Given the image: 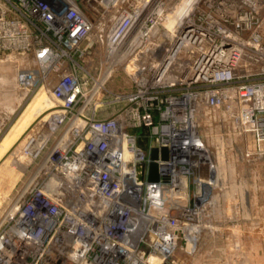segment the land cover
Returning <instances> with one entry per match:
<instances>
[{
  "label": "built area",
  "instance_id": "2783aa9c",
  "mask_svg": "<svg viewBox=\"0 0 264 264\" xmlns=\"http://www.w3.org/2000/svg\"><path fill=\"white\" fill-rule=\"evenodd\" d=\"M5 66L15 109L46 104L18 140L0 264H179L203 230H261L255 171L224 211L202 121L264 161V0H0Z\"/></svg>",
  "mask_w": 264,
  "mask_h": 264
},
{
  "label": "rangeland",
  "instance_id": "374dc122",
  "mask_svg": "<svg viewBox=\"0 0 264 264\" xmlns=\"http://www.w3.org/2000/svg\"><path fill=\"white\" fill-rule=\"evenodd\" d=\"M4 69L8 72L9 78H12L10 69H6V66ZM28 103L29 101L22 103L19 108L15 109V112L12 111L16 116L9 124L7 133L19 119ZM37 110L38 108L34 113ZM0 112L9 114L1 108ZM210 116V119L204 118L202 121V133L205 144L215 154L220 180L226 186L227 204L224 211L227 212L229 217L234 215L233 204L240 194L238 179L240 177L245 178L241 181H244L243 186L247 188L246 192H248L249 186H252L250 175L255 171L258 187L256 199L259 201L257 212H259L261 218L258 228H261V230H253L251 227L254 223L250 225L246 222L244 229H241V227L236 226L237 224L231 226V222L229 221L228 224L227 221V224L223 225H227V227L220 228L214 231L213 234L203 230L194 251L191 253H178L177 259L179 264H264V161L260 160L254 166L245 165L241 160L242 139L229 133V125L221 119L219 113L211 112ZM7 133L1 136L0 143ZM15 157L18 158V151ZM19 177V169L15 167V162L12 160H7L0 165V207L11 193Z\"/></svg>",
  "mask_w": 264,
  "mask_h": 264
},
{
  "label": "bare ground",
  "instance_id": "6f19581e",
  "mask_svg": "<svg viewBox=\"0 0 264 264\" xmlns=\"http://www.w3.org/2000/svg\"><path fill=\"white\" fill-rule=\"evenodd\" d=\"M13 87L14 82L12 78H9L7 75H0V108L6 113L14 111L20 101V97L16 95ZM45 100V95L43 91H41L26 105L19 119L11 127L7 135L0 143V165L7 160H12L13 162L18 163V160L15 157V154L20 147V142H18V140L24 135L27 127L33 120L35 115L34 111L37 108L45 106Z\"/></svg>",
  "mask_w": 264,
  "mask_h": 264
},
{
  "label": "water",
  "instance_id": "95a60500",
  "mask_svg": "<svg viewBox=\"0 0 264 264\" xmlns=\"http://www.w3.org/2000/svg\"><path fill=\"white\" fill-rule=\"evenodd\" d=\"M156 149H152L151 150V152H150V158L153 160V159H155L156 158ZM151 160V162H150V164H149V171H150V173L152 174L148 179L150 180V181H154V180H156L157 179V177H156V164L154 163V161H152Z\"/></svg>",
  "mask_w": 264,
  "mask_h": 264
}]
</instances>
